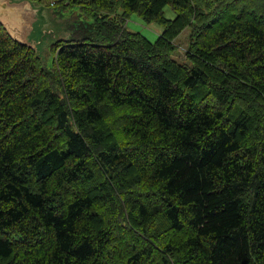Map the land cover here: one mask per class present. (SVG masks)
Segmentation results:
<instances>
[{"label":"trees","instance_id":"obj_1","mask_svg":"<svg viewBox=\"0 0 264 264\" xmlns=\"http://www.w3.org/2000/svg\"><path fill=\"white\" fill-rule=\"evenodd\" d=\"M37 1L84 33L0 24V264H264V0Z\"/></svg>","mask_w":264,"mask_h":264},{"label":"water","instance_id":"obj_2","mask_svg":"<svg viewBox=\"0 0 264 264\" xmlns=\"http://www.w3.org/2000/svg\"><path fill=\"white\" fill-rule=\"evenodd\" d=\"M55 15L54 8L37 0H0V24L14 41L33 49L43 66L48 67L55 58L53 54L51 63H46L52 46L71 38L69 30L73 20ZM77 15L84 20L79 11Z\"/></svg>","mask_w":264,"mask_h":264},{"label":"rangeland","instance_id":"obj_3","mask_svg":"<svg viewBox=\"0 0 264 264\" xmlns=\"http://www.w3.org/2000/svg\"><path fill=\"white\" fill-rule=\"evenodd\" d=\"M45 5V4H44ZM80 10L78 7H73L64 15H60L59 13H56V17L60 19H65V20H73L70 24V30H69V35L73 38H78L81 37V35L84 33V25L82 18H80L77 13ZM165 15L168 18H174L176 15V12L170 7L167 6L165 8ZM84 19V18H83ZM82 22V23H81ZM62 29V26L59 25ZM126 28L128 31L132 32H140L144 36H146L150 41H156L157 38L160 36V34L163 31V26L157 22H147L144 19H142L138 14L134 13L132 14L126 22ZM175 43L177 45V50L173 54V57L178 60L179 62H186V54L187 50L189 48V43H190V28H186L175 40ZM52 56L53 53L50 52V55L46 59V63H51L52 61Z\"/></svg>","mask_w":264,"mask_h":264},{"label":"clouds","instance_id":"obj_4","mask_svg":"<svg viewBox=\"0 0 264 264\" xmlns=\"http://www.w3.org/2000/svg\"><path fill=\"white\" fill-rule=\"evenodd\" d=\"M188 51V50H187ZM174 58V57H173ZM175 59V58H174ZM176 60V59H175ZM178 61V60H177Z\"/></svg>","mask_w":264,"mask_h":264}]
</instances>
